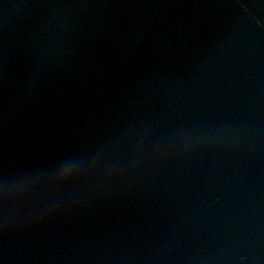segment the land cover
<instances>
[{"label": "water", "instance_id": "obj_1", "mask_svg": "<svg viewBox=\"0 0 264 264\" xmlns=\"http://www.w3.org/2000/svg\"><path fill=\"white\" fill-rule=\"evenodd\" d=\"M0 264H264V0H0Z\"/></svg>", "mask_w": 264, "mask_h": 264}]
</instances>
